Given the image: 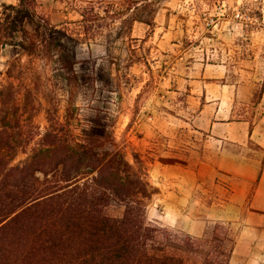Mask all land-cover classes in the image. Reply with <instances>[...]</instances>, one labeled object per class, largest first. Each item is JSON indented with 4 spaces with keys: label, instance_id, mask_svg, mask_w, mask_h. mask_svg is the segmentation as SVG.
I'll list each match as a JSON object with an SVG mask.
<instances>
[{
    "label": "trees",
    "instance_id": "1",
    "mask_svg": "<svg viewBox=\"0 0 264 264\" xmlns=\"http://www.w3.org/2000/svg\"><path fill=\"white\" fill-rule=\"evenodd\" d=\"M34 5L0 3V54L9 46L18 55L0 69V264H228V225L208 223L193 239L145 220L155 189L135 168L141 160L129 162L114 144L106 88L114 78L80 57L81 33L38 19ZM85 14L79 25L87 35ZM34 59L53 62L55 79L41 81ZM41 111L44 125L36 121ZM111 205L121 214H108Z\"/></svg>",
    "mask_w": 264,
    "mask_h": 264
},
{
    "label": "rangeland",
    "instance_id": "2",
    "mask_svg": "<svg viewBox=\"0 0 264 264\" xmlns=\"http://www.w3.org/2000/svg\"><path fill=\"white\" fill-rule=\"evenodd\" d=\"M17 1L0 0V3ZM61 3L79 14L86 13L87 35L79 25L81 16L76 21L73 16H46V6L36 2L35 15L69 33H81L80 57L89 61L95 59L96 66L103 68L100 76L107 77L110 73L114 78V84L106 86L111 90L107 93L111 96L113 141L129 162L134 164L133 155L141 160V165L136 164L135 168L142 167L155 189L147 205L158 192V178L195 160L191 156V151L195 150L191 145L195 134L187 125L184 94L180 88L183 84L179 77H174H183L188 62L216 64L224 61L234 77H249L254 87L247 105L248 115L252 120L264 119V0H145L140 4L129 0H61ZM134 16L149 23L136 24L132 29ZM173 25H178L179 46L166 52L160 46L161 30ZM110 40L113 42L107 45ZM178 53L183 58L173 60ZM15 54L9 46L4 47L0 69L18 56ZM28 60L27 56H19L22 64L19 68L23 69ZM53 64L33 60L41 81L55 79L49 77ZM24 78L28 82L31 72ZM2 81L6 82V78ZM43 92L48 93V90ZM60 93L57 92L58 97H63ZM50 96H54V91ZM77 105L83 109L80 102ZM63 108L64 102H61L59 113H63ZM43 116V111L36 116V121L42 125L45 124ZM79 117L80 121L70 122L74 133H78L83 123ZM121 212L122 208L117 205L107 209L113 216ZM215 222L228 225L232 230L237 228L226 222L208 223ZM228 264H247V259L230 255Z\"/></svg>",
    "mask_w": 264,
    "mask_h": 264
},
{
    "label": "crops",
    "instance_id": "3",
    "mask_svg": "<svg viewBox=\"0 0 264 264\" xmlns=\"http://www.w3.org/2000/svg\"><path fill=\"white\" fill-rule=\"evenodd\" d=\"M129 1L140 4L145 0ZM35 2L46 6V16H73L75 21L81 16L61 0ZM134 23L132 29L144 22ZM177 26L161 30L163 51L178 49ZM182 58L178 53L173 60ZM174 77H179L184 86L180 88L187 125L195 134L191 141L195 160L158 178V192L150 204L161 213L174 209L179 214L178 223L197 232H204L209 221L235 225V230L230 229L231 257L248 259L251 251L264 247V240L253 237L245 241L240 235L244 218L258 233H264V119L252 120L247 112L254 83L249 77H234L224 61L211 64L193 60L185 67L183 77ZM151 222L162 223L160 219Z\"/></svg>",
    "mask_w": 264,
    "mask_h": 264
},
{
    "label": "clouds",
    "instance_id": "4",
    "mask_svg": "<svg viewBox=\"0 0 264 264\" xmlns=\"http://www.w3.org/2000/svg\"><path fill=\"white\" fill-rule=\"evenodd\" d=\"M144 213L146 221L151 222L153 219H160L162 221L160 227L169 232L182 231L193 239H200L203 236V231L197 232L191 226L179 224V214L174 209H165L161 213L155 206L149 204L145 206ZM240 235L245 241L251 240L253 237L257 241L264 240V233H258L247 218L243 219ZM247 264H264V247L251 251Z\"/></svg>",
    "mask_w": 264,
    "mask_h": 264
}]
</instances>
